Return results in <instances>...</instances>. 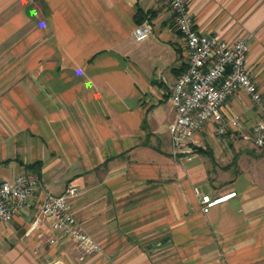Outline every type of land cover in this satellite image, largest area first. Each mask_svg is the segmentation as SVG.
Masks as SVG:
<instances>
[{
	"label": "crops",
	"instance_id": "obj_1",
	"mask_svg": "<svg viewBox=\"0 0 264 264\" xmlns=\"http://www.w3.org/2000/svg\"><path fill=\"white\" fill-rule=\"evenodd\" d=\"M187 2L200 33L245 38L264 95V0ZM138 13L151 25L142 42L132 37ZM185 65L169 0H0V179L26 172L42 186L0 224V264H264L257 109L236 93L222 113L241 131L218 137L208 125L174 160L169 94ZM69 185L98 253L83 254L39 215L43 191ZM194 189L236 195L204 215Z\"/></svg>",
	"mask_w": 264,
	"mask_h": 264
},
{
	"label": "built area",
	"instance_id": "obj_2",
	"mask_svg": "<svg viewBox=\"0 0 264 264\" xmlns=\"http://www.w3.org/2000/svg\"><path fill=\"white\" fill-rule=\"evenodd\" d=\"M169 9L175 17V26L185 44L186 65L175 80L169 100L175 117L168 127L172 158H185L193 153L189 141L194 133L211 125L214 134L223 137L229 129L241 131L239 117L225 119L224 103L238 92L247 94L257 109L259 119L252 126L256 146L264 145V95L246 69L248 43L244 37L232 40L200 33L194 28L193 16L187 0H169ZM151 33L148 20L132 31L136 42L146 40ZM42 191L35 174L22 172L11 181L0 179V224L12 221L14 215L30 206V198ZM77 194L69 185L60 195L43 191L39 215L49 219L52 229L74 241L84 254L101 251L95 239L75 220L70 200ZM200 211L206 215L212 208L235 197L232 192L224 196L202 195L194 189Z\"/></svg>",
	"mask_w": 264,
	"mask_h": 264
},
{
	"label": "trees",
	"instance_id": "obj_3",
	"mask_svg": "<svg viewBox=\"0 0 264 264\" xmlns=\"http://www.w3.org/2000/svg\"><path fill=\"white\" fill-rule=\"evenodd\" d=\"M137 17L139 18L138 25L142 24L146 20V15L142 13H138ZM38 166H39V163H35L33 165H28L27 168L36 169Z\"/></svg>",
	"mask_w": 264,
	"mask_h": 264
},
{
	"label": "rangeland",
	"instance_id": "obj_4",
	"mask_svg": "<svg viewBox=\"0 0 264 264\" xmlns=\"http://www.w3.org/2000/svg\"><path fill=\"white\" fill-rule=\"evenodd\" d=\"M83 253V252H82ZM84 254V253H83Z\"/></svg>",
	"mask_w": 264,
	"mask_h": 264
}]
</instances>
